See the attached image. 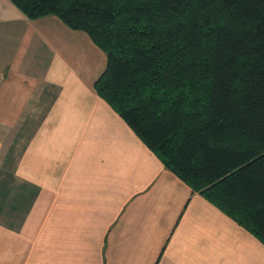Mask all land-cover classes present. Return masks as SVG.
Segmentation results:
<instances>
[{
	"label": "crops",
	"instance_id": "obj_1",
	"mask_svg": "<svg viewBox=\"0 0 264 264\" xmlns=\"http://www.w3.org/2000/svg\"><path fill=\"white\" fill-rule=\"evenodd\" d=\"M106 54L0 0V264H264L95 91Z\"/></svg>",
	"mask_w": 264,
	"mask_h": 264
},
{
	"label": "trees",
	"instance_id": "obj_2",
	"mask_svg": "<svg viewBox=\"0 0 264 264\" xmlns=\"http://www.w3.org/2000/svg\"><path fill=\"white\" fill-rule=\"evenodd\" d=\"M107 57L96 93L163 165L264 244V0H11Z\"/></svg>",
	"mask_w": 264,
	"mask_h": 264
}]
</instances>
